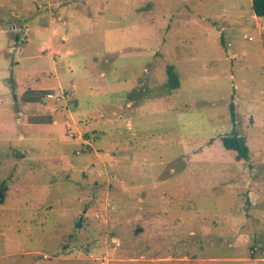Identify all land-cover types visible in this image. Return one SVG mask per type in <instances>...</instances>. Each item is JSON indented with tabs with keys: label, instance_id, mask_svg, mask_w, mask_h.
<instances>
[{
	"label": "rangeland",
	"instance_id": "obj_1",
	"mask_svg": "<svg viewBox=\"0 0 264 264\" xmlns=\"http://www.w3.org/2000/svg\"><path fill=\"white\" fill-rule=\"evenodd\" d=\"M251 3L0 0V264H264Z\"/></svg>",
	"mask_w": 264,
	"mask_h": 264
},
{
	"label": "trees",
	"instance_id": "obj_2",
	"mask_svg": "<svg viewBox=\"0 0 264 264\" xmlns=\"http://www.w3.org/2000/svg\"><path fill=\"white\" fill-rule=\"evenodd\" d=\"M253 13L256 17H264V0H252L251 3ZM18 38L16 37V41ZM166 82L165 87L170 91L177 89L180 86L179 77L175 71V66L169 63L165 67ZM229 117L232 123V130L220 137L222 145L228 150L234 151V158L236 161L249 159V148L246 144L244 136L240 135L236 130V117L234 112L233 102L229 103ZM8 191V185L5 180L0 182V206L4 203L6 194ZM77 225H80L78 222Z\"/></svg>",
	"mask_w": 264,
	"mask_h": 264
},
{
	"label": "water",
	"instance_id": "obj_3",
	"mask_svg": "<svg viewBox=\"0 0 264 264\" xmlns=\"http://www.w3.org/2000/svg\"><path fill=\"white\" fill-rule=\"evenodd\" d=\"M14 98H15V95H14Z\"/></svg>",
	"mask_w": 264,
	"mask_h": 264
},
{
	"label": "crops",
	"instance_id": "obj_4",
	"mask_svg": "<svg viewBox=\"0 0 264 264\" xmlns=\"http://www.w3.org/2000/svg\"><path fill=\"white\" fill-rule=\"evenodd\" d=\"M251 194H252V192H251Z\"/></svg>",
	"mask_w": 264,
	"mask_h": 264
}]
</instances>
